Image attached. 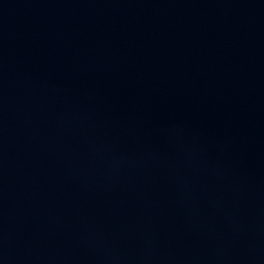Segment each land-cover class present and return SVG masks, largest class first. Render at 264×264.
<instances>
[{"label":"water","instance_id":"obj_1","mask_svg":"<svg viewBox=\"0 0 264 264\" xmlns=\"http://www.w3.org/2000/svg\"><path fill=\"white\" fill-rule=\"evenodd\" d=\"M0 264H264V0H0Z\"/></svg>","mask_w":264,"mask_h":264}]
</instances>
